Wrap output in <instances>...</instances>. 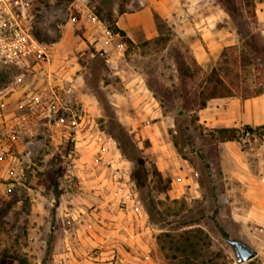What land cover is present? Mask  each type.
Masks as SVG:
<instances>
[{
	"label": "rangeland",
	"instance_id": "374dc122",
	"mask_svg": "<svg viewBox=\"0 0 264 264\" xmlns=\"http://www.w3.org/2000/svg\"><path fill=\"white\" fill-rule=\"evenodd\" d=\"M19 1L42 49L21 66L0 64V264H19L12 255L28 264H240L228 239L258 251L242 264H264V134L222 142L214 155L151 89H176L175 43L206 70L249 33L264 43V0H251L255 14L248 0H174L169 17L148 0ZM145 8L155 22L147 36L134 22ZM156 14L174 33L165 48L154 43ZM203 111L210 130L259 126L264 93L217 98ZM111 115L150 170L156 163L172 178L166 193L152 190L155 219L144 203L152 186L132 180Z\"/></svg>",
	"mask_w": 264,
	"mask_h": 264
},
{
	"label": "trees",
	"instance_id": "16d2710c",
	"mask_svg": "<svg viewBox=\"0 0 264 264\" xmlns=\"http://www.w3.org/2000/svg\"><path fill=\"white\" fill-rule=\"evenodd\" d=\"M232 2L235 4L234 0ZM246 8L255 14L254 4L251 0H248ZM155 18L159 34L154 38V43L162 48L168 47L172 44L174 33L163 17L156 14ZM117 32L125 34L121 29H117ZM172 48L179 74V83L176 89L172 90L166 86L157 89L151 86L164 112L176 110L178 116L188 120L190 124L187 130L193 128L202 142L208 146L207 150L214 155L218 153L222 142L238 140L246 130L250 131L252 135L258 132L264 134V124L259 126L247 124L244 129L224 126L210 130L200 122L198 113L201 109L206 108L209 101L213 99L227 97L248 99L264 93V43L261 35L249 33L242 44L225 46L210 70H206L194 55L183 52L177 43L173 44ZM110 125L114 129V136L121 152L132 163L130 176L136 186L140 191L145 188L149 190L152 186L146 198L144 196V203L150 217L155 219L156 214H160V210L152 195V190L156 189L157 192L166 193L171 188L172 178L165 176L156 163H153L150 170V166L143 160V149L135 142L127 130L128 128L116 116H110ZM179 133L181 130L178 126L177 134ZM185 136L191 138L192 135L186 133ZM174 143L182 150L178 139H175ZM202 157L205 160L207 158L206 155H202ZM151 174L156 179L153 177L150 180ZM60 194L61 192H59L58 198ZM220 230L225 238L229 237L224 228H220ZM12 258L19 264H28L27 260L20 255H12Z\"/></svg>",
	"mask_w": 264,
	"mask_h": 264
},
{
	"label": "built area",
	"instance_id": "2783aa9c",
	"mask_svg": "<svg viewBox=\"0 0 264 264\" xmlns=\"http://www.w3.org/2000/svg\"><path fill=\"white\" fill-rule=\"evenodd\" d=\"M25 13L19 0H0V64L21 66L31 54L42 49L39 39L25 23ZM251 136L246 130L245 139L250 140Z\"/></svg>",
	"mask_w": 264,
	"mask_h": 264
},
{
	"label": "crops",
	"instance_id": "0c3cea01",
	"mask_svg": "<svg viewBox=\"0 0 264 264\" xmlns=\"http://www.w3.org/2000/svg\"><path fill=\"white\" fill-rule=\"evenodd\" d=\"M148 1L150 5H152L160 15L164 17H169L171 15L172 9L174 7V2H173L174 0H148ZM134 16H135L134 22L135 23L137 22V24H139L144 28V32L146 36L149 34V32L150 33L155 32V27H154L155 22L153 21L154 18L149 17V12L147 8L141 10L137 15ZM144 16H146L147 18L146 20L143 19ZM211 101H209V103ZM207 108L208 106L204 109H201L202 112H204L203 110H206Z\"/></svg>",
	"mask_w": 264,
	"mask_h": 264
},
{
	"label": "water",
	"instance_id": "95a60500",
	"mask_svg": "<svg viewBox=\"0 0 264 264\" xmlns=\"http://www.w3.org/2000/svg\"><path fill=\"white\" fill-rule=\"evenodd\" d=\"M228 242L234 247L237 262L240 264L252 260L258 254V251L245 241L239 239H228Z\"/></svg>",
	"mask_w": 264,
	"mask_h": 264
}]
</instances>
